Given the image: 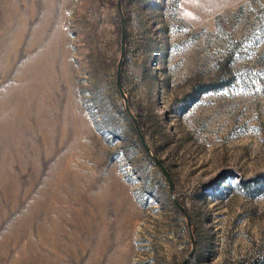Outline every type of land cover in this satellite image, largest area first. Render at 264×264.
<instances>
[{
    "label": "rangeland",
    "instance_id": "1",
    "mask_svg": "<svg viewBox=\"0 0 264 264\" xmlns=\"http://www.w3.org/2000/svg\"><path fill=\"white\" fill-rule=\"evenodd\" d=\"M119 4L172 188L117 0H0V264H264V0Z\"/></svg>",
    "mask_w": 264,
    "mask_h": 264
},
{
    "label": "water",
    "instance_id": "2",
    "mask_svg": "<svg viewBox=\"0 0 264 264\" xmlns=\"http://www.w3.org/2000/svg\"><path fill=\"white\" fill-rule=\"evenodd\" d=\"M117 9H118V13H119V16H120V38H119V57H118V60H117V63H116V86H117V89L119 91V94H120L121 98L123 99L124 110L130 116V118L132 120V123H133V126H134V128L136 129V131L138 133L139 139H140V141H141V143L143 145L144 150L151 156V158L153 159V161L155 162L157 167L160 169V171L162 172V174L164 175V177H165V179H166V181L168 183L169 189L171 190L172 181H171L170 174H169L167 168L162 163V161L156 155H154L152 153L150 147L144 141V139H143V137H142V135H141V133L139 131V127H138L136 118L133 116V114H132V112H131L128 104H127L126 96H125V94H124V92H123V90H122V88L120 86L119 74H120L121 60H122V56H123V53H124L125 26H124V21H123V16H122L119 0H117ZM172 199H173L174 204L177 206V208L185 215L186 224H187V226L189 228V219H188V215H187L186 210L183 208V206L180 203H178V201L176 200L175 197H172ZM189 236H190V239L192 241V233H191L190 230H189ZM192 250H193V241H192V248L189 251L188 255L191 254ZM184 262H185V259H183L181 264H184Z\"/></svg>",
    "mask_w": 264,
    "mask_h": 264
}]
</instances>
